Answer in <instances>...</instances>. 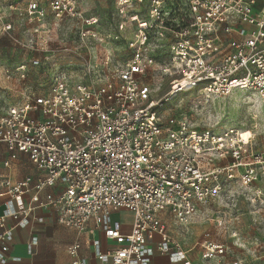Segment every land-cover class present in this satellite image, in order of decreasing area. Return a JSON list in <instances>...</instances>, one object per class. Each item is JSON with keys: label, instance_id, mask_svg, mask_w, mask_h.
Masks as SVG:
<instances>
[{"label": "built area", "instance_id": "obj_1", "mask_svg": "<svg viewBox=\"0 0 264 264\" xmlns=\"http://www.w3.org/2000/svg\"><path fill=\"white\" fill-rule=\"evenodd\" d=\"M89 1L49 0V9L58 20L81 19L80 38L90 51L87 41L105 40L91 30L100 17L80 10ZM115 2L116 14L131 23L120 22L113 38L133 29L127 42L131 55L123 63L112 72L97 70L110 64L106 54L86 62L78 80L60 71L39 91L24 82L23 100L0 116V142L10 152L5 167L21 152L43 173L17 181L0 176L2 263L9 260L17 227L54 217L80 232H102L91 239L101 264H155L157 252L171 264H218L226 245L206 233V240L185 249L163 218L194 223L204 206L223 194L225 172L239 187L254 230L258 225L264 234V151L255 148L251 132L245 139L243 131L231 130L236 133L230 138L198 128L187 116H161L172 98L194 90L205 99L244 90L258 95L264 107V0ZM27 13L31 21L48 16L41 0H28ZM17 70L25 80L27 62ZM148 77L157 84L170 79V89L154 95L161 87ZM229 157L230 164L220 165ZM58 186L59 192L43 195ZM120 209L133 213L129 230L114 217ZM37 210L47 214L39 217ZM155 232L161 235L156 247ZM37 244L33 235L30 247ZM199 244L197 263L189 252ZM81 249L80 242L68 246L71 264H88ZM233 264L245 263L234 259Z\"/></svg>", "mask_w": 264, "mask_h": 264}, {"label": "rangeland", "instance_id": "obj_2", "mask_svg": "<svg viewBox=\"0 0 264 264\" xmlns=\"http://www.w3.org/2000/svg\"><path fill=\"white\" fill-rule=\"evenodd\" d=\"M41 3L47 9L48 16L44 21H31L27 13L28 0H0V116L11 105L23 100L24 82L27 87L39 91L42 85L49 83L52 76L60 71H66L73 80L83 78L84 65L90 59L94 61L99 58L101 61L106 54L110 55V64L107 67L99 66L97 70L112 72L119 63H123L131 55L127 42L133 37V29H126L119 40L113 38L114 35L120 34L116 29L120 22L125 21L128 26L131 23L129 19L116 14L115 0H90L80 7L85 16L100 17L95 29L91 30L105 41L102 43L97 38L87 41V44L94 48L90 51L80 38L81 19H55L50 13L49 0H41ZM9 25L11 28L8 29ZM35 59L40 61L38 65L33 63ZM23 61L27 62L25 80L17 70V66ZM147 80L154 87L160 85V90L154 93L159 97L170 89L167 82L170 79L160 84L150 77ZM170 115L187 116L198 128L210 130L217 135L227 132L230 138L236 133L231 130L251 132L255 148L264 151V107L256 94L235 90L227 96L205 99L195 90L180 93L161 110L163 118ZM24 155L25 161L33 165L28 155ZM230 160V157L224 159L220 161V165L230 164ZM222 179L223 194L204 206L203 209L208 210L201 219L213 218L215 225H219L218 220H221L222 225L202 231L200 223L181 225L171 216L165 219L166 226L185 249L206 240L205 231L211 234L209 238L217 233L227 239L223 244L228 247V252L218 264H233L234 259L245 264H264V259L260 257L262 255L260 245L253 237L254 235L263 237L264 234L258 225H255L254 230L239 187L235 183L230 184L226 172L223 173ZM247 216L250 225L248 236L245 231ZM235 233L239 234L233 235ZM153 237V246L156 247L161 235L155 232ZM199 251L200 244L189 252L194 258L197 256L195 260L198 263L201 262Z\"/></svg>", "mask_w": 264, "mask_h": 264}, {"label": "crops", "instance_id": "obj_3", "mask_svg": "<svg viewBox=\"0 0 264 264\" xmlns=\"http://www.w3.org/2000/svg\"><path fill=\"white\" fill-rule=\"evenodd\" d=\"M24 154L25 153L20 152L18 157L12 160L11 166L5 167L4 162L10 158V152L6 144L0 142V176H9L17 181L27 176L37 178L43 175V173L34 165L25 161L26 156ZM26 171L28 172L27 174H21V172L23 173ZM59 189L60 186L49 188L43 192V195L47 192L57 193L59 192ZM3 201L4 199L0 197V215L4 210ZM46 214V210L36 211V215L39 217L45 216ZM114 217L121 219L124 222L126 230L130 229L133 222V213L130 210L120 209L114 211ZM168 217H171V215H164V222ZM201 219L202 216L200 215L195 219L194 223H200L202 231L204 229L212 230L219 226L215 225L216 223H214L213 218H210L209 220ZM13 222V219L8 220V224H12ZM90 225H93V223H90ZM204 233H207V231ZM33 235L38 237V244L30 247V239ZM100 236L102 237V232H96L94 235H91L89 232H80L73 227H68L59 223L54 217H50V221L47 223L32 221L26 227H17L15 229L14 238L9 242L10 248L7 253L9 260L6 263L0 261V264H71L72 259L68 252V246L74 242H80L82 244L81 254L88 257V264H101L100 261L94 257L91 244V239L93 237ZM211 239L217 243H224L225 240H227L224 237L217 235V233L212 236ZM202 241L203 240H201V242ZM112 244L115 245L114 242ZM258 244L260 245V251L262 252L260 257L261 259H264V237L260 238ZM15 256L21 257V260L13 261L12 258ZM190 256L196 262L195 259L197 256L195 258L194 255ZM153 259L155 264H171L169 257L159 252L155 253Z\"/></svg>", "mask_w": 264, "mask_h": 264}, {"label": "flooded vegetation", "instance_id": "obj_4", "mask_svg": "<svg viewBox=\"0 0 264 264\" xmlns=\"http://www.w3.org/2000/svg\"><path fill=\"white\" fill-rule=\"evenodd\" d=\"M207 208H205V209H203V211H202V213H201V216H203L204 215V213L206 214L207 213ZM210 218H207L206 220H209ZM247 221H246V224H245V231H246V236H248V234H250V225H249V218H248V216H247ZM239 233H235V234H233V235H238ZM211 235V234H210Z\"/></svg>", "mask_w": 264, "mask_h": 264}, {"label": "bare ground", "instance_id": "obj_5", "mask_svg": "<svg viewBox=\"0 0 264 264\" xmlns=\"http://www.w3.org/2000/svg\"><path fill=\"white\" fill-rule=\"evenodd\" d=\"M231 93H232V92H231ZM231 93H230V94H231ZM245 135H246L247 137H246ZM248 136H249V132H248V133H245V132L243 133V137H244L245 139H247Z\"/></svg>", "mask_w": 264, "mask_h": 264}]
</instances>
